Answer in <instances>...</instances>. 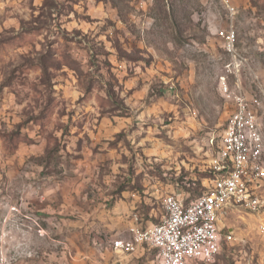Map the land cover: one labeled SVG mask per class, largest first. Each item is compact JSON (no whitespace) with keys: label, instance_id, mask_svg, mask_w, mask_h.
<instances>
[{"label":"rangeland","instance_id":"obj_1","mask_svg":"<svg viewBox=\"0 0 264 264\" xmlns=\"http://www.w3.org/2000/svg\"><path fill=\"white\" fill-rule=\"evenodd\" d=\"M230 25L237 71L217 35ZM239 91L264 144V0H0V258L161 264L111 243L211 186ZM257 187L210 264H264Z\"/></svg>","mask_w":264,"mask_h":264},{"label":"built area","instance_id":"obj_2","mask_svg":"<svg viewBox=\"0 0 264 264\" xmlns=\"http://www.w3.org/2000/svg\"><path fill=\"white\" fill-rule=\"evenodd\" d=\"M217 35L237 71L242 59L232 25ZM231 101L234 110L220 138L211 186L187 202L180 196H167L161 222L132 239L114 240L111 248L115 253L133 254L145 244L156 251L161 264H210L223 245L232 241L230 230L220 228L225 216L233 210L262 206L256 190L264 180V144L256 115L241 91ZM0 264H5L3 257Z\"/></svg>","mask_w":264,"mask_h":264},{"label":"trees","instance_id":"obj_3","mask_svg":"<svg viewBox=\"0 0 264 264\" xmlns=\"http://www.w3.org/2000/svg\"><path fill=\"white\" fill-rule=\"evenodd\" d=\"M209 174H211L212 178L214 177V175L212 174V172L210 171ZM210 178V179H212ZM199 196V195H198ZM188 200H185V202H187Z\"/></svg>","mask_w":264,"mask_h":264}]
</instances>
